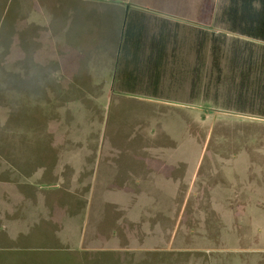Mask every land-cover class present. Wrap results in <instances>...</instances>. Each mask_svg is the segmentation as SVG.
<instances>
[{"label":"rangeland","instance_id":"rangeland-1","mask_svg":"<svg viewBox=\"0 0 264 264\" xmlns=\"http://www.w3.org/2000/svg\"><path fill=\"white\" fill-rule=\"evenodd\" d=\"M214 1L203 24L199 0H0V264H264V94L228 64L264 43L226 33V1ZM136 12L173 19L157 23L176 45V80L155 97L174 103L86 104L83 82L43 87L62 28L84 44L113 13L128 33ZM171 161L176 182L156 178Z\"/></svg>","mask_w":264,"mask_h":264},{"label":"crops","instance_id":"crops-1","mask_svg":"<svg viewBox=\"0 0 264 264\" xmlns=\"http://www.w3.org/2000/svg\"><path fill=\"white\" fill-rule=\"evenodd\" d=\"M87 16L89 14L85 13L83 15V21L84 17ZM103 16L105 17L106 15ZM150 17L146 19V16L141 17L136 12L131 19L130 30L124 37L121 21L117 19L116 14H110L109 24L102 23L101 27L95 28V34L85 36L87 41L84 44L80 41L81 39L76 31L73 34L74 38L72 35L68 37L65 26L61 29L64 34L60 32L58 35L61 37L56 43L58 49L52 54L47 51V54L58 62L57 66L49 68L48 64H42L48 73L49 71L53 72L43 87L51 91L55 87H63L67 84L75 85L83 82L86 87L90 88L89 91H86L87 96H85L86 100L84 102L97 105L110 101L108 99L110 93L114 94L113 98L116 95L136 97L139 94V97L145 98V94L133 92L139 87L140 89L145 87L161 88L160 92H158L161 95L163 88L161 82H164V79L169 80V82L173 79L176 80V76L173 77L171 75L173 65L176 66V45L172 46L170 39L172 35H169L168 31H163L162 26L157 22H166L168 28L173 19L155 15ZM168 40L170 42H167ZM73 56H75V60H72L71 57ZM80 56L85 58L84 67L74 64ZM175 74L176 72H174ZM82 75L83 79L78 78V76ZM54 94H58V90H55ZM147 98L161 102H175L174 100L154 96ZM77 103H80L77 97L68 100V104L73 106L74 111L76 108L86 109L84 107L86 104L80 106ZM69 132L70 130L66 131V135H71ZM256 162L252 161L251 163ZM71 167L73 169L72 173L78 177L83 167L82 163L77 165L72 163ZM90 167L92 168V166ZM95 167L97 168L95 177H97L100 169L98 165ZM114 168L116 167L108 166L106 167V172L102 170L101 174H105V177L109 179L115 175ZM161 168L160 173L154 174L156 178H161L169 183L176 182V176H174L173 171L169 170L176 169V162H166ZM92 174H94V171ZM127 174H129V176L126 175L127 177H130V175L135 177L138 180L137 182L142 181L139 179L140 177H146L145 173L143 174L142 172L127 171Z\"/></svg>","mask_w":264,"mask_h":264},{"label":"trees","instance_id":"trees-1","mask_svg":"<svg viewBox=\"0 0 264 264\" xmlns=\"http://www.w3.org/2000/svg\"><path fill=\"white\" fill-rule=\"evenodd\" d=\"M226 3L222 6L220 11V22L225 25L226 33L235 34L241 37H245V48L252 47L258 42L264 43V0H225ZM198 9L196 10L193 20L198 23L207 24L212 17L215 1L214 0H199ZM176 26V25H175ZM176 28V27H175ZM204 34L205 31H200ZM124 33V31H123ZM127 33H124V37ZM212 36V34H211ZM166 37V36H164ZM223 39L229 40L227 34H222ZM230 39V47L235 48L238 37ZM258 41V42H257ZM203 44L201 41L200 46ZM255 52L250 51L246 54H240L239 52H233L231 57L228 58V64L230 69L238 70V78L240 85L249 86L250 94L253 96L252 82L256 83L254 88L257 95L264 94V45H260ZM259 53V54H257ZM213 62L218 61L217 47L212 46ZM253 75L255 79L253 80ZM146 91L152 94L145 97H155L160 93V88L146 87ZM264 97V95H263ZM263 105L264 111V98L260 99ZM264 114V112H263Z\"/></svg>","mask_w":264,"mask_h":264}]
</instances>
